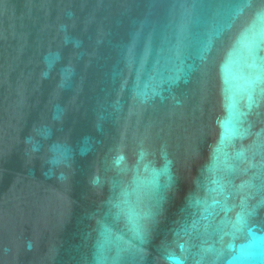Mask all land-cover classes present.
<instances>
[{
    "label": "water",
    "instance_id": "95a60500",
    "mask_svg": "<svg viewBox=\"0 0 264 264\" xmlns=\"http://www.w3.org/2000/svg\"><path fill=\"white\" fill-rule=\"evenodd\" d=\"M0 264H264V0H0Z\"/></svg>",
    "mask_w": 264,
    "mask_h": 264
}]
</instances>
